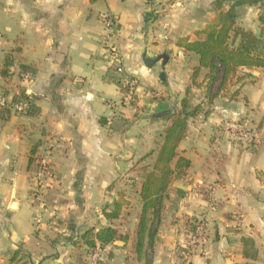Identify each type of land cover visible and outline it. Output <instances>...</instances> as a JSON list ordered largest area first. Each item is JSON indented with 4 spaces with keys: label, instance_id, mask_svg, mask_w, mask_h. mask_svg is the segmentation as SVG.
<instances>
[{
    "label": "crops",
    "instance_id": "crops-1",
    "mask_svg": "<svg viewBox=\"0 0 264 264\" xmlns=\"http://www.w3.org/2000/svg\"><path fill=\"white\" fill-rule=\"evenodd\" d=\"M258 7H238L236 24L257 34ZM216 12V0H0V70L12 60L0 100L24 90L34 104L21 113L8 104L0 119V264H143L133 248L143 174L183 102L197 108L177 147L191 165L164 192L152 264H264V68H238L211 97L205 69L192 83L197 56L178 46L197 39ZM21 64L35 71L21 73ZM124 74L136 81L128 103ZM240 125L262 140L234 138ZM47 153L71 166L48 160L51 175L38 186ZM118 200L115 228L128 239L86 250L81 234L114 223L103 209ZM195 219L204 241L181 258Z\"/></svg>",
    "mask_w": 264,
    "mask_h": 264
},
{
    "label": "trees",
    "instance_id": "trees-1",
    "mask_svg": "<svg viewBox=\"0 0 264 264\" xmlns=\"http://www.w3.org/2000/svg\"><path fill=\"white\" fill-rule=\"evenodd\" d=\"M91 2L96 0H90ZM259 4V32L256 34L250 29H245L236 24L237 8L244 5ZM216 15L200 32L194 40L182 38L178 46L185 51L193 53L198 58V65L192 69V83L196 84L201 69H205L203 81L205 89L211 97L226 90L238 68H264V0H236L229 7L224 8L221 0H216ZM12 60L4 59L0 75L6 77ZM20 72H34L32 66L21 64ZM23 100L27 103V112L34 108L29 94L23 90L12 97V101ZM8 105V104H7ZM0 107V119L9 117V107ZM197 108L188 110V105L183 102L180 111H173L168 118L163 141L160 144L156 159L151 169L145 168L141 185L140 196L142 205L138 214L133 248L137 260L143 264H152L151 251L163 207L164 192L173 179L181 177L182 173L191 165L190 160L177 153L179 142L185 135L187 119L194 115ZM176 158V159H175ZM175 159L174 166L171 162ZM32 158L29 159V163ZM122 202L114 201L111 208L103 209L107 219L117 218L121 213ZM197 219L192 221L195 223ZM127 233L120 232L117 228L107 225L96 231L92 228L85 230L80 241L86 250L96 245L104 246L115 240L126 241ZM245 244H250L249 239H244Z\"/></svg>",
    "mask_w": 264,
    "mask_h": 264
},
{
    "label": "built area",
    "instance_id": "built-area-1",
    "mask_svg": "<svg viewBox=\"0 0 264 264\" xmlns=\"http://www.w3.org/2000/svg\"><path fill=\"white\" fill-rule=\"evenodd\" d=\"M106 24L107 27L110 26L111 20H107ZM111 54H112L113 62L115 61L117 65L116 67L117 71L123 73V70L119 65L120 64L119 55L113 49H111ZM124 78H125L124 88L126 89L123 91L122 99L124 102H130L134 95L136 81L133 77H130L126 74H124ZM7 104H9L16 112L19 113L24 112L27 108V103L23 100L11 101L10 103H7L3 99L0 100L1 106H5ZM232 135L234 138L244 139L247 142H252L254 140L255 141L262 140L261 136L257 132L252 131L242 125L236 127L232 132ZM48 155L49 153L40 157L38 160L39 170L36 175L38 186H42L45 178L51 175V170L49 168V161L48 158L46 157ZM204 225L205 224L203 220H197L194 223V226L192 230L189 232L185 243L178 248V253L181 256V258H185V259L189 258L192 254H194L197 248L203 243Z\"/></svg>",
    "mask_w": 264,
    "mask_h": 264
},
{
    "label": "rangeland",
    "instance_id": "rangeland-1",
    "mask_svg": "<svg viewBox=\"0 0 264 264\" xmlns=\"http://www.w3.org/2000/svg\"><path fill=\"white\" fill-rule=\"evenodd\" d=\"M133 98V97H132ZM125 103H128V102H125ZM24 120L26 119V118H23ZM32 122L34 121V120H31ZM209 133H210V128H205L204 129V132L202 133V134H204V135H206V136H208L209 135ZM47 158H48V160L51 162V161H54V163H61L62 165H64L65 166V171H67V168L66 167H68V166H71V162H68V161H66L65 159H63L62 160V158L59 160L58 159V157H56V155L55 156H52V157H49V156H46ZM17 167L19 168L20 167V164H22V159H18L17 158ZM35 183V182H34ZM34 186H37L36 185V183L34 184ZM44 186V185H43ZM91 191H92V195L95 193V187L94 188H92L91 189ZM19 195V194H18ZM21 195H23L22 197V199L23 200H26L27 199V194H21ZM133 195H135L134 193H133ZM52 199H53V197H52V194L51 193H47V197L45 198V200L46 201H49V202H52ZM263 199H264V196H263ZM134 216L135 215H133L130 219H129V222H128V226L131 228V229H133L134 228V226H135V218H134ZM23 217V213H20L19 214V219L20 220H22L21 218ZM113 222L114 223H111V222H108V225H112V226H114V227H117L118 226V221L114 218L113 219ZM242 228H244V222H242Z\"/></svg>",
    "mask_w": 264,
    "mask_h": 264
},
{
    "label": "water",
    "instance_id": "water-1",
    "mask_svg": "<svg viewBox=\"0 0 264 264\" xmlns=\"http://www.w3.org/2000/svg\"><path fill=\"white\" fill-rule=\"evenodd\" d=\"M177 186H178L179 188H182V187H183L181 184H177ZM14 204H15V203H12V207H13Z\"/></svg>",
    "mask_w": 264,
    "mask_h": 264
}]
</instances>
